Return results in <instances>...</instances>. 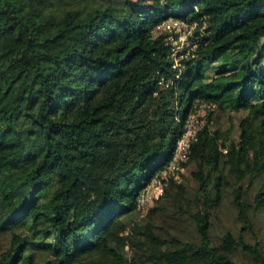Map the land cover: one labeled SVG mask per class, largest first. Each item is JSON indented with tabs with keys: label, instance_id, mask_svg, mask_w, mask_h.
Listing matches in <instances>:
<instances>
[{
	"label": "trees",
	"instance_id": "1",
	"mask_svg": "<svg viewBox=\"0 0 264 264\" xmlns=\"http://www.w3.org/2000/svg\"><path fill=\"white\" fill-rule=\"evenodd\" d=\"M0 264H264V0H0Z\"/></svg>",
	"mask_w": 264,
	"mask_h": 264
},
{
	"label": "built area",
	"instance_id": "2",
	"mask_svg": "<svg viewBox=\"0 0 264 264\" xmlns=\"http://www.w3.org/2000/svg\"><path fill=\"white\" fill-rule=\"evenodd\" d=\"M171 22L175 21L176 25L173 24H167L168 20H165L164 22L166 23V26L172 27L176 33L175 37L173 34L169 35L170 42L172 44L173 48V55L176 56V52L178 49H182V45L189 46V40H188V35L191 31L192 26L188 25L186 21L183 20H178L175 18H169ZM164 27L163 24L160 22L155 25V29ZM182 37V38H181ZM186 39V41H184ZM177 65V63H175ZM209 107L208 103L202 102L195 112H189L187 116L184 119L183 123V130L181 134L179 135L174 149L172 156L170 160L166 164V168H164L162 171L168 169V165L172 166L173 169H171V173H168L167 177L161 175V172L159 173V176H154L149 183L153 179H159L161 183H158L152 191L149 194V191L151 190V187H147L146 189H141L139 192V198H138V208L141 209L142 212H145L146 206L149 204V201L152 199H157L163 190V186L166 182V179L168 178L169 174L174 175L175 177V172L182 167V164L187 161L190 153V147H191V142L195 138V134L204 122V115H205V110L206 108ZM183 168V167H182Z\"/></svg>",
	"mask_w": 264,
	"mask_h": 264
},
{
	"label": "rangeland",
	"instance_id": "3",
	"mask_svg": "<svg viewBox=\"0 0 264 264\" xmlns=\"http://www.w3.org/2000/svg\"><path fill=\"white\" fill-rule=\"evenodd\" d=\"M180 20V19H178ZM165 20H162L161 23L163 24V26H166V23L169 25V24H173V25H176L175 21L171 22L169 19L167 22H164ZM182 38V37H181ZM186 41V39L184 40ZM221 120H223L225 123L227 122V120L225 119V116L224 115H221ZM171 169L172 166L168 165V169L167 170H164L161 172V175L167 177L168 173H171ZM183 173V174H182ZM175 175L176 178H177V181H181L184 185V187L187 185H191L192 184V181L190 180V176H189V173H188V169H184V167L178 169L176 172H175ZM158 183H161V181L159 179H153L150 183L146 184L144 186L143 189H146L147 187H151L150 191H149V194L150 192L152 191V189L158 185ZM142 191V190H141ZM140 191V192H141ZM140 194V193H139ZM154 202V199L150 200L149 201V204L148 205H151L152 203ZM214 223H215V227L217 228V232H219L222 228H225V227H229L233 230L236 229V225H235V222H234V212H233V209L232 207H230V204H228V201L227 200H224V203H222L220 205V207L218 208L217 210V217L215 218L214 220Z\"/></svg>",
	"mask_w": 264,
	"mask_h": 264
}]
</instances>
